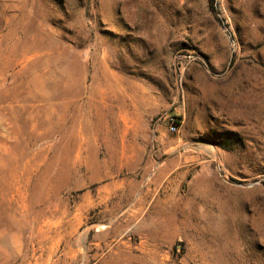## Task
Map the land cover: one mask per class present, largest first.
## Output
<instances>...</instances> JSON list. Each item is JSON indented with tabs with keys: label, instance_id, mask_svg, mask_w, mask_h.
I'll return each instance as SVG.
<instances>
[{
	"label": "rangeland",
	"instance_id": "1",
	"mask_svg": "<svg viewBox=\"0 0 264 264\" xmlns=\"http://www.w3.org/2000/svg\"><path fill=\"white\" fill-rule=\"evenodd\" d=\"M0 264H264V0H0Z\"/></svg>",
	"mask_w": 264,
	"mask_h": 264
},
{
	"label": "built area",
	"instance_id": "2",
	"mask_svg": "<svg viewBox=\"0 0 264 264\" xmlns=\"http://www.w3.org/2000/svg\"><path fill=\"white\" fill-rule=\"evenodd\" d=\"M171 127H170V131H175V127L173 126L174 124L173 123H170Z\"/></svg>",
	"mask_w": 264,
	"mask_h": 264
}]
</instances>
